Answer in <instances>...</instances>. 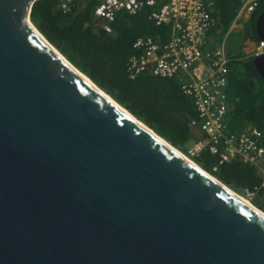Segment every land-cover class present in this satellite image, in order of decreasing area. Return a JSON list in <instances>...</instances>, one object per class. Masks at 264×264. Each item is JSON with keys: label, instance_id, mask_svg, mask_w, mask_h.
<instances>
[{"label": "water", "instance_id": "95a60500", "mask_svg": "<svg viewBox=\"0 0 264 264\" xmlns=\"http://www.w3.org/2000/svg\"><path fill=\"white\" fill-rule=\"evenodd\" d=\"M36 1L0 0V264H264V216L73 71Z\"/></svg>", "mask_w": 264, "mask_h": 264}, {"label": "trees", "instance_id": "16d2710c", "mask_svg": "<svg viewBox=\"0 0 264 264\" xmlns=\"http://www.w3.org/2000/svg\"><path fill=\"white\" fill-rule=\"evenodd\" d=\"M67 0H37L31 9V21L44 37L79 71L89 77L100 89L127 109L138 120L164 138L173 147L187 155L211 176L233 191L244 196L245 190L259 186L264 176L257 165L234 160L219 164V157L208 149L191 155V145L205 134L191 123L198 113L191 98L183 94L177 78H162L141 74L131 78L127 63L134 53L138 37L152 36L166 42L171 25H156L145 8L137 14L125 10L117 12L108 23L95 15V0H71L69 9L62 8ZM215 26L209 31L208 48H216L226 37L236 39L237 50L229 51L230 109L227 130L243 132L257 127L264 133V80L256 70L252 56H241L245 41L261 44L255 31V20L264 7V0L248 25L230 28L243 0H212ZM161 5V4H160ZM236 35L234 37L233 35ZM217 167L215 170L214 168ZM251 202L264 212V193L258 192Z\"/></svg>", "mask_w": 264, "mask_h": 264}, {"label": "built area", "instance_id": "2783aa9c", "mask_svg": "<svg viewBox=\"0 0 264 264\" xmlns=\"http://www.w3.org/2000/svg\"><path fill=\"white\" fill-rule=\"evenodd\" d=\"M95 15L103 20V27L110 31L108 23L117 12L125 10L137 14L145 8L153 9L151 18L156 25H171L166 42L152 36H141L133 44L134 53L128 60L127 70L131 78L150 74L162 78H177L183 94L191 98L198 119L191 125L205 134L198 138L189 150L197 155L205 149L219 157V164L234 160L257 165L264 176V133L250 126L243 132L227 130V114L230 109L229 57L224 47L204 51L208 33L215 25L212 0H95ZM67 0L64 10L69 9ZM263 0H243L236 25L250 22ZM161 4V5H160ZM235 25V26H236ZM263 43L258 54L263 51ZM215 170L217 167L214 168ZM264 193L262 183L244 191V197L252 199L258 192Z\"/></svg>", "mask_w": 264, "mask_h": 264}, {"label": "bare ground", "instance_id": "6f19581e", "mask_svg": "<svg viewBox=\"0 0 264 264\" xmlns=\"http://www.w3.org/2000/svg\"><path fill=\"white\" fill-rule=\"evenodd\" d=\"M213 16L215 17L214 13H213ZM238 17V13L234 19V21L232 22V25H231V28H230V32L229 33H232L234 30H236L237 28H242L244 25L240 26V25H236L237 22H240V19L237 18ZM215 22H216V19H215ZM236 25V26H235ZM215 26V25H214ZM213 26V27H214ZM211 27V28H213ZM42 39V37H41ZM227 39L228 37L225 38L224 42L222 44L219 45V47H224L225 50H226V53L228 55V49H227ZM259 39V38H258ZM43 41L49 45V42L47 43V40L43 39ZM261 43H263V47H264V42L259 40ZM210 42V38H209V33H208V38H207V41L204 45V48L203 50L206 52L208 50H213L214 48H208L207 47V44ZM253 41H248L245 43V46H248L249 43L251 44ZM255 43V46H254V49L252 51V58L255 57V56H260L264 53V48H263V51L261 53L258 54V49L259 47L261 46V44H256V42H253ZM53 50L54 52L63 60L65 61V63L73 70L75 71L84 81H86V83H88L91 87H93L96 91H98L106 100H108L111 104H113L119 111L123 112L124 115H126L131 121L137 123L138 125H140L142 128H144L145 130L149 131L150 133H153L152 131H150L145 125L144 123H141L139 122V120L133 116L130 112L126 111L123 107L119 106L118 103L113 100L108 94L104 93L102 91V89H100L94 82H92L89 78H87L85 76V74H82L80 73L76 68L73 67V65L67 60L64 58V56H62L59 52L57 53V50H55V48H53L51 45H49ZM250 46V45H249ZM229 57V56H228ZM230 60L231 58H229V63H230ZM229 63H228V70H229ZM228 97H229V94H228ZM158 139H160L158 137ZM161 140V139H160ZM166 146H168L173 152H175L177 155L181 156L185 161H187L189 164H191L192 166L196 167V168H200L197 166V164L192 161L188 156H186L183 152L179 151L178 149H176L175 147L171 146L170 143H167V142H164L163 140H161ZM208 174V173H207ZM210 177H212L210 174L208 175ZM214 178V177H212ZM230 193L237 199H239L241 202H243L246 206L252 208L254 211H256L257 213L261 214L264 216V212L261 211L259 208H257L256 206H254L247 198H245L243 195H241L240 193H237L233 190H230Z\"/></svg>", "mask_w": 264, "mask_h": 264}, {"label": "rangeland", "instance_id": "374dc122", "mask_svg": "<svg viewBox=\"0 0 264 264\" xmlns=\"http://www.w3.org/2000/svg\"><path fill=\"white\" fill-rule=\"evenodd\" d=\"M250 22H247L245 25H248ZM234 37H236V35L234 34L233 35ZM249 40H247V42H248ZM255 43H249V45H252V46H245V47H243V51H242V53H241V56L242 57H244L245 55H247V56H252V51H253V49H254V45ZM227 47H228V49H229V51H231V52H233L234 53V51H236L237 50V47H238V42H237V40L236 39H234V38H232V36L231 37H229L228 39H227ZM245 49V50H244ZM187 156V155H186ZM250 202H251V199H248ZM252 203V202H251Z\"/></svg>", "mask_w": 264, "mask_h": 264}, {"label": "flooded vegetation", "instance_id": "af4514ba", "mask_svg": "<svg viewBox=\"0 0 264 264\" xmlns=\"http://www.w3.org/2000/svg\"><path fill=\"white\" fill-rule=\"evenodd\" d=\"M239 30L241 31V30H244V29H242V28H239ZM248 40V39H247ZM247 40L245 41V43L247 42Z\"/></svg>", "mask_w": 264, "mask_h": 264}, {"label": "crops", "instance_id": "0c3cea01", "mask_svg": "<svg viewBox=\"0 0 264 264\" xmlns=\"http://www.w3.org/2000/svg\"><path fill=\"white\" fill-rule=\"evenodd\" d=\"M255 45V44H254ZM250 46H252V45H250ZM245 50V49H244Z\"/></svg>", "mask_w": 264, "mask_h": 264}]
</instances>
